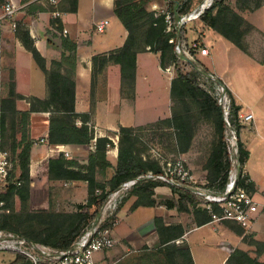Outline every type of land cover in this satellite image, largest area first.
<instances>
[{"label": "crops", "instance_id": "1", "mask_svg": "<svg viewBox=\"0 0 264 264\" xmlns=\"http://www.w3.org/2000/svg\"><path fill=\"white\" fill-rule=\"evenodd\" d=\"M152 4L161 5V0ZM61 25L52 24L48 11L42 10L17 14L28 27L33 44L49 70L53 60L61 55L60 37L76 42V60L70 80L74 82V109L88 114L86 125L93 131V138L106 137V157L115 165L118 149L113 136L119 127L151 125L171 115L170 93L173 71L162 68L157 53L149 50L135 55L134 74L122 78L120 65L114 56L125 43L128 31L114 13V0H61L58 4ZM21 6V5H20ZM21 8V7H20ZM241 26L240 46L208 25L198 31L187 25L207 47L209 56L213 47L219 46L224 57L222 67H208L230 90L234 105L240 113H252L253 118L239 128V140L246 152L245 172L250 179L255 198L264 201V2L252 10L239 12ZM106 18L108 25L103 32L96 31L99 19ZM195 21V20H194ZM6 22V20H4ZM63 29L66 33L63 34ZM48 31V32H47ZM189 35V34H188ZM50 39V40H49ZM214 55V54H213ZM0 64L12 70L14 92L23 97L43 100L48 95L45 72L19 38L1 29ZM64 74L63 68L60 70ZM7 77V76H6ZM21 101V102H20ZM27 99L17 100V110H29ZM154 110V112L152 111ZM153 112V115L151 114ZM48 111L31 112L27 132L33 143L28 168L29 197L36 187L47 193L44 207L71 211L70 205L87 196V181L73 178L71 173H85L74 165H63L61 172L51 176L49 161L62 156L64 160L87 164L93 140L88 144H51L48 141ZM81 125V119L76 120ZM40 139H44L42 142ZM58 148L67 151L63 155ZM19 171L17 170L16 175ZM20 187V186H19ZM69 187V188H63ZM50 198L52 200H50ZM177 199L170 186L157 184L150 193L141 189L131 190L115 213V222L106 226L115 239L113 248L97 253L100 264H247L240 257L232 256L236 250L264 262V210L259 211L248 229L232 221L204 222L197 224L192 206L178 211L169 205ZM155 218L160 219L157 228ZM171 245L172 248L168 249ZM232 256V257H231Z\"/></svg>", "mask_w": 264, "mask_h": 264}, {"label": "trees", "instance_id": "2", "mask_svg": "<svg viewBox=\"0 0 264 264\" xmlns=\"http://www.w3.org/2000/svg\"><path fill=\"white\" fill-rule=\"evenodd\" d=\"M153 0H114V13L119 19L123 27L128 31V36L123 46L118 50L114 56L116 63L120 65L122 78H131L134 74L135 55L137 52L149 50L157 53L160 59L162 68L178 62V57L173 51L172 44L168 42L170 33L165 31V24L162 16H157L153 10L148 9L149 4ZM1 2V0H0ZM162 2V0H161ZM264 2V1H263ZM262 2L257 1L253 8L245 7V9L252 10L259 6ZM213 9H208L201 17V21L206 23L209 27L215 28L218 13L213 14ZM240 20V16H239ZM57 18L52 19V24L58 30H61V25ZM241 23V20H240ZM142 25L148 26V38L145 42L144 48H133V41L135 32L138 27ZM222 35L228 37L240 46L239 36L234 38L227 34L224 30L217 29ZM18 37V36H17ZM22 44L27 48L40 68L45 72L46 83L48 88V95L45 99L40 100L33 97H23L14 92V80L12 70L10 71L8 96L1 99L0 102V134L3 130L5 113L18 116V132L19 137L13 136L11 151L9 152L12 168L9 174V179L6 184L0 182V202L7 199L6 195L13 196L14 194L20 199H26L29 196L30 182L28 168L30 164V150L33 143L27 132L28 119L31 112L34 111H48L50 113L48 120V141L53 144H88L93 138V131L86 125L88 114L76 113L74 109V82L70 80L71 70L75 67L76 60V42L68 37H60L61 55L59 60H53L51 68H45L44 59L36 50L33 40L31 39L28 30L21 31L18 37ZM50 40V39H49ZM198 47L202 46L199 40H195ZM180 61V60H179ZM70 67V69H67ZM61 68L64 74L60 73ZM206 69V68H205ZM176 77L171 81L170 93L173 98L176 95L190 97L200 103V108L205 110L206 116L212 117L216 125L218 133V142L211 150L207 159V179L210 185H215L216 188L222 189L226 181L227 169L229 164L225 158V145L223 141V122L220 108L216 104L213 97L201 86H199L197 77L198 73L191 67L189 71H181L179 66L176 67ZM192 74L193 78L190 77ZM27 99L30 104L29 110H17L16 101L19 99ZM56 99L59 106L53 107L51 102ZM42 105V106H41ZM236 110V108H235ZM81 119V125L76 124V120ZM164 120V119H163ZM161 121V120H160ZM170 122L169 119H165ZM237 128H240L237 125ZM118 131L121 136L118 140V154L115 165L107 159L106 149L111 144V140L106 137H99L95 141L94 150L89 152L87 164L80 165L76 161L64 160L62 156L49 161L51 176L61 172L63 165H74L85 170V173H71L73 178H80L87 181V192L91 196L90 199L80 206L79 210L68 214L66 231L57 239L51 242L46 240H39L28 235L21 234L17 231L15 233L21 234L24 237L50 244L55 247H65L71 244L80 234L83 227L88 223L90 218H94L95 211H99L104 199L108 193L116 189L123 181L144 174L147 171L152 173H160L161 169L157 161H145L134 151V137L131 136L133 127H119ZM242 147V146H241ZM5 150V149H3ZM1 151V150H0ZM243 159L246 160V152L241 148ZM17 170L19 171L16 175ZM209 172L213 177H210ZM105 178L106 182L99 183L98 176ZM12 181H20V187L12 183ZM157 184H164L159 181L148 180L140 183L132 190L141 189V192L150 193V187ZM13 187H19L17 192H13ZM100 187L104 191L99 196H93L95 189ZM107 187V189H105ZM249 187H252L249 184ZM173 193L178 195L177 199H170L169 205L175 206L178 211L184 210L186 207L183 202L188 203L192 207L196 206L195 218L197 224H202L210 220V215L207 211L199 205L196 196L187 188L170 185ZM93 208H95L93 210ZM200 212V213H199ZM204 215V216H202ZM157 228L160 229V219L155 218ZM106 224L104 223L103 226ZM2 230V229H0ZM232 256L240 257L247 264H264L256 258L249 257L245 252L236 250ZM231 256V257H232ZM8 264H30L29 261L20 254H15L13 259Z\"/></svg>", "mask_w": 264, "mask_h": 264}, {"label": "built area", "instance_id": "3", "mask_svg": "<svg viewBox=\"0 0 264 264\" xmlns=\"http://www.w3.org/2000/svg\"><path fill=\"white\" fill-rule=\"evenodd\" d=\"M35 1L49 7L48 12L54 18L60 16L58 4L61 0H28ZM167 8L162 5L152 4L157 16H162L165 31L170 33L168 42L172 44L173 51L178 59L198 73L199 86L204 88L215 100L220 108L223 122V141L225 145V158L229 164L226 181L222 189L210 185L207 178L197 181L195 176L186 167L181 158L162 159L160 161V173L147 171L123 181L116 189L108 193L96 216L86 223L78 237L68 246L55 247L50 244L34 241L21 234L0 230V252H10L24 256L30 264H100L96 254L113 248L115 239L108 228L103 226L106 218L116 213L119 205L128 193L142 182L152 180L166 185H175L190 190L210 215V222L232 221L242 228L248 229L255 215L264 210V201L255 198L253 188L249 187L250 179L245 172V159L241 154L239 140V128L243 123L252 120V113H240L235 110L233 96L227 86L217 76L198 64L197 56H205L208 49L205 46L198 47L195 40H188L185 29L189 23L201 19L208 9H211L218 0H199L187 10H183L184 3L189 0H164ZM18 5L13 0H8L2 6L0 20L15 17ZM13 29L16 22H12ZM108 25L106 18L99 19L96 23V31L103 32ZM66 30L63 29V34ZM170 65L166 70H170ZM44 139H40L42 142ZM93 145L95 144V139ZM63 155L68 156L67 151L58 148ZM12 168V161L7 150L0 151V182L6 184ZM16 186L20 181H12ZM115 222V219L111 221Z\"/></svg>", "mask_w": 264, "mask_h": 264}, {"label": "rangeland", "instance_id": "4", "mask_svg": "<svg viewBox=\"0 0 264 264\" xmlns=\"http://www.w3.org/2000/svg\"><path fill=\"white\" fill-rule=\"evenodd\" d=\"M7 1L8 0H1L0 15L2 13V6ZM13 1L18 5L19 9L23 10V12L33 11L37 14V12H42V10H49V7L43 6L35 1ZM198 1L199 0H189L184 3L183 10H187ZM257 1L263 2L264 0L216 1L215 5L212 7V13H218L216 21L217 29L224 30L230 36L238 38L241 26L239 12L246 10L245 7L253 8ZM161 5L163 8H167L168 3L162 0ZM19 17L20 16H15L6 19V22L0 20V32L3 28V30L5 29V31L9 32L11 35L19 37L21 31H27L28 27ZM12 22H16V27L14 29L11 25ZM193 22H197V25H193L192 27L189 26V29H194L195 33H201V31H198L197 27L204 28V26H207V24L201 21V19ZM193 22H191L190 25ZM148 30L147 25L138 27L135 32L133 48H144L145 42L149 40ZM196 35L195 38L192 31L188 33V29H185L186 39H197L201 41L198 34ZM221 51H223V49L219 46L213 47L212 54L209 56H202L199 54L196 62L202 66L207 65L208 67H212V65H214L216 67H222L224 57L221 55L223 54ZM171 65L173 66L171 70L173 71L174 77H176L175 69L177 66H179L181 71H189L187 70L189 67L182 61L178 60L175 65ZM10 71L11 69L9 67L0 64V102L1 99L8 96ZM192 76L193 75L190 74L191 78H193ZM55 101L56 99H53L51 105L53 107L59 106ZM152 111L154 112V110ZM153 112H151L152 115ZM4 115V126L2 133L0 134V150L5 149L10 152L13 136L18 138L20 135V132H18L19 127L17 125L18 116L7 112ZM165 119L166 118H164V120L161 119V121L159 120L148 126L133 127L131 136L134 137V151L145 161H157L159 166L162 159L173 160L181 158L197 181L206 180L205 178H207L208 175L206 170L207 159L211 150L218 142V133L213 118L206 116L205 110L200 108V103L198 101L190 97L176 95L174 96L171 105V115L167 117L170 122H166ZM120 136L121 134L119 131L116 133V136H113L116 145H118ZM209 175L210 177H213L210 172ZM98 180L101 184L106 182L105 178L101 175L98 176ZM97 188L98 189H95L93 196H99L104 191V189L100 187ZM105 189H107V187ZM11 190L17 192L19 187H13ZM6 196L7 199L4 200V202H0V229L4 231H17L35 239L46 240L47 242L54 241L66 231L68 214L78 211L80 206L85 204L91 197L87 192V196H85V198L82 197L80 202H74V204L70 205V207H72V212H69L67 210H56L55 207L52 206V202L48 207H44L43 205H45V202L47 201V193L39 187H36L34 190L32 198L28 196L26 199H20L15 194L13 196L9 194ZM50 200L52 199L50 198ZM94 209L95 208H93V210ZM197 209L198 208L194 206L192 207L191 212L195 214ZM94 213L95 214L93 215L95 216L97 211ZM91 219L92 218L89 220ZM114 219L115 212L106 218L104 222L106 224L105 226H109ZM167 247H169L168 249L172 248L171 245ZM14 255L15 254L10 252H0V264L10 263Z\"/></svg>", "mask_w": 264, "mask_h": 264}]
</instances>
